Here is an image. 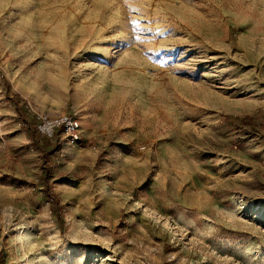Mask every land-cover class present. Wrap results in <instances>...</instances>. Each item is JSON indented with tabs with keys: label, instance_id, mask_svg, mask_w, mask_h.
Returning a JSON list of instances; mask_svg holds the SVG:
<instances>
[{
	"label": "rangeland",
	"instance_id": "rangeland-1",
	"mask_svg": "<svg viewBox=\"0 0 264 264\" xmlns=\"http://www.w3.org/2000/svg\"><path fill=\"white\" fill-rule=\"evenodd\" d=\"M0 264H264V0H0Z\"/></svg>",
	"mask_w": 264,
	"mask_h": 264
},
{
	"label": "built area",
	"instance_id": "built-area-1",
	"mask_svg": "<svg viewBox=\"0 0 264 264\" xmlns=\"http://www.w3.org/2000/svg\"><path fill=\"white\" fill-rule=\"evenodd\" d=\"M36 127L40 134L48 138L60 131L65 143L70 146H74L80 141L81 125L76 118L68 115L56 118L40 116Z\"/></svg>",
	"mask_w": 264,
	"mask_h": 264
}]
</instances>
